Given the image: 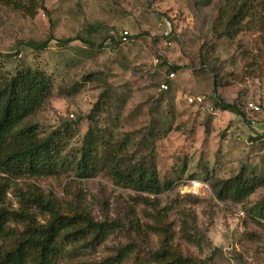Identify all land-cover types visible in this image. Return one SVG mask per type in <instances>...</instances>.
I'll return each instance as SVG.
<instances>
[{
  "label": "rangeland",
  "instance_id": "rangeland-1",
  "mask_svg": "<svg viewBox=\"0 0 264 264\" xmlns=\"http://www.w3.org/2000/svg\"><path fill=\"white\" fill-rule=\"evenodd\" d=\"M34 2L33 15L0 5V72L27 66L53 80L52 96L30 123L42 133L70 130L67 162L77 158L92 124L100 137L112 132L115 142H130L133 161L145 158L146 168L172 188L136 192L104 173L88 179L74 171L22 179L0 174V207L43 225L49 205L22 200L40 197L62 214L83 213L102 224L62 242L59 264H101L116 256L120 264H155L166 239L170 250L196 264H264L263 223L247 214L264 198V187L234 204L217 200L202 180L207 174L211 182L227 180L243 166L264 178V3L261 25L254 19L226 40L216 25L218 0ZM172 67L179 70L168 81ZM217 99L236 104L242 115L219 109ZM194 180L199 190L190 189ZM24 227L15 220L8 231L18 236Z\"/></svg>",
  "mask_w": 264,
  "mask_h": 264
},
{
  "label": "trees",
  "instance_id": "trees-1",
  "mask_svg": "<svg viewBox=\"0 0 264 264\" xmlns=\"http://www.w3.org/2000/svg\"><path fill=\"white\" fill-rule=\"evenodd\" d=\"M218 1L221 5L216 25L226 40H234L254 19L260 20L256 23L261 25L258 7L264 0ZM0 5L31 15L36 11L34 0H0ZM260 7L264 10V4ZM46 46L47 43L44 44ZM171 70L174 73L179 68L172 67ZM53 87L52 77L42 69L22 66L11 75L0 72V174L22 179L51 177L64 171H74L78 178L88 179L104 173L115 183L136 192L157 195L172 188L171 183H161L158 174L146 168L145 158L140 156L133 161V157L128 156V140L115 142L112 132L100 137L92 123L77 158L67 162L64 157L72 138L70 130L42 133L36 124L30 123L52 96ZM215 105L221 110L242 115L236 104H226L217 99ZM99 109L97 103L93 111ZM202 180L211 183L217 200L234 204L246 203L259 188L264 187V178L255 172H247L244 166L236 176L227 180L211 182L208 174ZM22 200L26 204L32 201L38 207H47L48 204L50 219L40 225L24 213L0 207V264H59V259L65 254L62 242L83 234L84 226L102 227V224L95 223L83 213L72 216L62 214L40 197ZM247 214L254 221L262 222L260 225L264 229V198L249 208ZM15 220L25 223L24 230L18 236L8 231L9 224ZM154 257L155 264H196L192 258L170 250L167 239L166 245L163 244ZM120 260L121 257L116 256L101 264H120Z\"/></svg>",
  "mask_w": 264,
  "mask_h": 264
},
{
  "label": "built area",
  "instance_id": "built-area-1",
  "mask_svg": "<svg viewBox=\"0 0 264 264\" xmlns=\"http://www.w3.org/2000/svg\"><path fill=\"white\" fill-rule=\"evenodd\" d=\"M120 38H121V42H122V43H126V42L128 41V38H129V34H128V32H123V33H121ZM173 78H174V73H170L169 76H168V79H169V80H172ZM160 87H161V89L164 90V91L168 90V84H167V83H163V84H161ZM196 101H197V102H201V99L198 98ZM188 102L193 103V102H195V100H192L191 98H189V99H188ZM248 107H249V109H250L253 113H257V112H259V107L255 106L254 104H248ZM252 124H255V123L253 122ZM201 187H202V184H201L200 181H198V180H194V181L191 183V185H190V189H191L192 191L199 190Z\"/></svg>",
  "mask_w": 264,
  "mask_h": 264
}]
</instances>
